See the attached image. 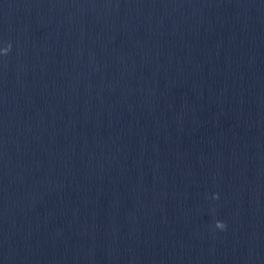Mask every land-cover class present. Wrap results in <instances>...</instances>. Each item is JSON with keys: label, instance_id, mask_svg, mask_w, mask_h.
<instances>
[{"label": "clouds", "instance_id": "clouds-1", "mask_svg": "<svg viewBox=\"0 0 264 264\" xmlns=\"http://www.w3.org/2000/svg\"><path fill=\"white\" fill-rule=\"evenodd\" d=\"M10 45L5 49V54L8 53V51L10 50ZM212 199H219V194H214ZM216 228L220 229V230H225L227 228V225L223 222V221H217L216 222V225H215Z\"/></svg>", "mask_w": 264, "mask_h": 264}]
</instances>
